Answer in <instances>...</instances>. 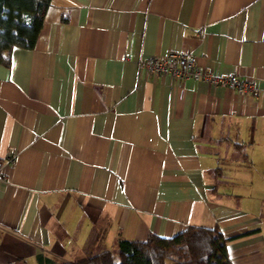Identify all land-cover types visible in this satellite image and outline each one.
Instances as JSON below:
<instances>
[{
    "label": "crops",
    "instance_id": "obj_1",
    "mask_svg": "<svg viewBox=\"0 0 264 264\" xmlns=\"http://www.w3.org/2000/svg\"><path fill=\"white\" fill-rule=\"evenodd\" d=\"M191 54L203 72L150 74ZM264 0H51L0 64V264L74 261L117 239L217 227L264 264Z\"/></svg>",
    "mask_w": 264,
    "mask_h": 264
},
{
    "label": "trees",
    "instance_id": "obj_2",
    "mask_svg": "<svg viewBox=\"0 0 264 264\" xmlns=\"http://www.w3.org/2000/svg\"><path fill=\"white\" fill-rule=\"evenodd\" d=\"M51 0H0V64L15 47L32 48ZM228 238L217 227L188 225L172 236L149 233L143 241L117 239V261L101 250L74 261L37 255L39 264H232Z\"/></svg>",
    "mask_w": 264,
    "mask_h": 264
},
{
    "label": "built area",
    "instance_id": "obj_3",
    "mask_svg": "<svg viewBox=\"0 0 264 264\" xmlns=\"http://www.w3.org/2000/svg\"><path fill=\"white\" fill-rule=\"evenodd\" d=\"M139 68L150 74H167L180 80L192 78L210 84L222 83L243 93H250L254 89L252 82L241 79L235 74L218 77L203 72L198 67L195 56L172 50L163 56H149L142 59Z\"/></svg>",
    "mask_w": 264,
    "mask_h": 264
},
{
    "label": "rangeland",
    "instance_id": "obj_4",
    "mask_svg": "<svg viewBox=\"0 0 264 264\" xmlns=\"http://www.w3.org/2000/svg\"><path fill=\"white\" fill-rule=\"evenodd\" d=\"M254 182L262 187L261 192H262V194L264 196V179H256V180L254 179ZM110 251L113 253V255H114V257H115V259L117 261V259H118V257H117V248H115L114 250H110Z\"/></svg>",
    "mask_w": 264,
    "mask_h": 264
}]
</instances>
